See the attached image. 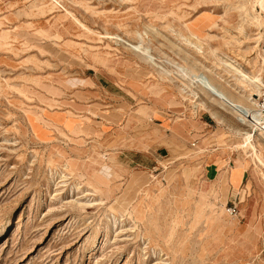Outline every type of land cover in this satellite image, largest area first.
I'll list each match as a JSON object with an SVG mask.
<instances>
[{"label":"rangeland","instance_id":"1","mask_svg":"<svg viewBox=\"0 0 264 264\" xmlns=\"http://www.w3.org/2000/svg\"><path fill=\"white\" fill-rule=\"evenodd\" d=\"M260 2L0 0V264H264Z\"/></svg>","mask_w":264,"mask_h":264},{"label":"bare ground","instance_id":"2","mask_svg":"<svg viewBox=\"0 0 264 264\" xmlns=\"http://www.w3.org/2000/svg\"><path fill=\"white\" fill-rule=\"evenodd\" d=\"M262 1L263 0H261V2ZM135 48H140V45L135 46ZM262 52H264V48L262 49ZM262 60L264 61L263 57ZM226 64L231 69H236L234 65L230 63H226ZM195 80L200 84H202L206 89H208L220 101L225 103L230 109H233L238 114L240 120L243 121V124H247L248 126L252 127V132L254 133L264 132V114L260 113L256 107L257 105L256 96L259 94L260 91L259 85L261 83V78H259V73L258 75H248L243 72L241 73V80L244 83L248 84L251 88H253V89L251 88L249 89L247 100L245 98L234 97L230 92L222 90L221 87H219L216 83H214L211 77L209 76L199 75L196 76ZM253 135L254 134L247 133V136L244 137V140L246 144H248L253 150L254 152L253 155L255 156L254 158L255 159L258 158V160L262 164H264V161H262V159L259 156L256 146L251 140V137Z\"/></svg>","mask_w":264,"mask_h":264},{"label":"built area","instance_id":"3","mask_svg":"<svg viewBox=\"0 0 264 264\" xmlns=\"http://www.w3.org/2000/svg\"><path fill=\"white\" fill-rule=\"evenodd\" d=\"M257 98V110H259L260 113L264 114V61H263V74L261 77V83H260V91L259 94L256 96ZM232 212H235V207L230 208Z\"/></svg>","mask_w":264,"mask_h":264},{"label":"crops","instance_id":"4","mask_svg":"<svg viewBox=\"0 0 264 264\" xmlns=\"http://www.w3.org/2000/svg\"><path fill=\"white\" fill-rule=\"evenodd\" d=\"M175 127H176V128L174 129V131L178 132V131H179V130H178L179 128H178L176 125H175ZM244 175H245V173L243 172L241 182L244 180ZM230 188H233L232 185H231Z\"/></svg>","mask_w":264,"mask_h":264}]
</instances>
